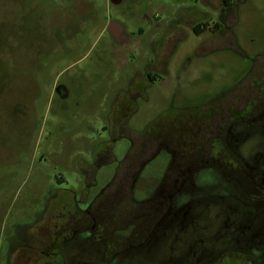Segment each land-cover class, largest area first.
Listing matches in <instances>:
<instances>
[{"label": "rangeland", "instance_id": "1", "mask_svg": "<svg viewBox=\"0 0 264 264\" xmlns=\"http://www.w3.org/2000/svg\"><path fill=\"white\" fill-rule=\"evenodd\" d=\"M187 6L201 8L191 0H122L119 4L110 0H0V264L6 258L5 240L15 225L58 221L59 205L71 202L83 208L116 170L127 171L128 167H118L115 161L100 162L95 184L83 192V173L87 164H93L102 141L116 137L112 153L118 161L129 147L126 136L107 131L113 102L118 94L122 97L119 90L142 71L153 48L159 52L179 29L187 36L171 54L166 72L148 89V100L138 101L131 128L142 127L171 102L200 104L240 82L224 98L229 106L235 95L248 92L249 77L244 75L250 58L264 50V0H246L235 8L237 20L231 16L226 21L231 24L230 48L207 37L209 31L196 35L186 26ZM207 9L211 24L216 9ZM109 21L118 23L131 39L116 42L107 30ZM67 76L73 85L62 108L53 93V82ZM247 146L243 156L251 150ZM166 162L161 152L145 165L134 199L147 196ZM194 182L211 183L212 175L204 170ZM123 187L127 186L122 180L110 185V189ZM225 191L234 188L226 182ZM121 193L111 198L113 226L119 229L126 226L130 217L124 219L126 210L134 205L132 198ZM100 199L98 206L103 209L107 197ZM48 205L57 211L43 215ZM211 205L220 206L217 202ZM123 232L126 235L128 229ZM119 245L116 250L125 246ZM166 250L158 241L146 251L155 257ZM12 264L42 261L21 248Z\"/></svg>", "mask_w": 264, "mask_h": 264}, {"label": "flooded vegetation", "instance_id": "2", "mask_svg": "<svg viewBox=\"0 0 264 264\" xmlns=\"http://www.w3.org/2000/svg\"><path fill=\"white\" fill-rule=\"evenodd\" d=\"M191 1L201 8L187 6L189 15L184 24L196 35L209 31L207 37L222 48H230L231 24L226 21L231 16L237 20L235 8L246 0ZM209 6L216 9V20L211 24ZM109 33L118 43L131 39L123 29L117 38ZM186 36L185 30L179 29L171 40L164 41L159 52L153 48V56L144 62L142 71L119 90L122 97L118 94L113 102L107 131L126 136L129 147L118 161L112 153L116 137L102 141L93 156L98 164H87L83 173V192L95 184L100 162L115 161L118 167H128L127 171L116 170L83 208L71 202L59 205L58 221L15 225L5 240L4 264H12L21 248L35 254L42 264H264V50L250 58L244 75L249 77L248 92L234 94L233 104L227 106L224 98L240 82L200 104L171 102L138 129L129 125L138 111V101L148 100V89L166 72L171 54ZM72 85L68 76L53 82V93L62 108ZM244 146L251 148L247 156L242 154ZM161 152L167 162L160 178L146 197L134 199L142 170ZM204 170L213 182L196 184L194 179ZM115 180L124 181L127 187L110 189ZM226 182L233 192L225 191ZM120 191L134 203L126 210L124 219L130 217L122 229L113 226L115 206L111 199ZM102 195L107 197L103 209L98 206ZM213 202L220 206H212ZM46 208L43 215L51 211L49 205ZM125 229L128 232L123 235ZM116 237L122 241L116 242ZM158 241L167 250L155 257L147 254ZM121 243L125 246L116 250Z\"/></svg>", "mask_w": 264, "mask_h": 264}, {"label": "water", "instance_id": "3", "mask_svg": "<svg viewBox=\"0 0 264 264\" xmlns=\"http://www.w3.org/2000/svg\"><path fill=\"white\" fill-rule=\"evenodd\" d=\"M121 1L122 0H110V2L112 4H119ZM107 30L109 32H111L114 37L117 38V36L119 35V33L122 30V27L118 23H116L114 21H109L108 24H107Z\"/></svg>", "mask_w": 264, "mask_h": 264}, {"label": "trees", "instance_id": "4", "mask_svg": "<svg viewBox=\"0 0 264 264\" xmlns=\"http://www.w3.org/2000/svg\"><path fill=\"white\" fill-rule=\"evenodd\" d=\"M147 264V263H146Z\"/></svg>", "mask_w": 264, "mask_h": 264}]
</instances>
